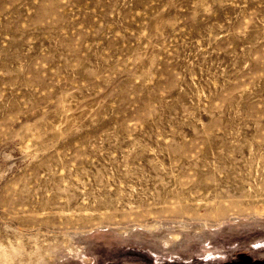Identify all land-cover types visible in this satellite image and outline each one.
Listing matches in <instances>:
<instances>
[{
  "label": "rangeland",
  "instance_id": "rangeland-1",
  "mask_svg": "<svg viewBox=\"0 0 264 264\" xmlns=\"http://www.w3.org/2000/svg\"><path fill=\"white\" fill-rule=\"evenodd\" d=\"M263 162L264 0H0V264H264Z\"/></svg>",
  "mask_w": 264,
  "mask_h": 264
},
{
  "label": "bare ground",
  "instance_id": "bare-ground-1",
  "mask_svg": "<svg viewBox=\"0 0 264 264\" xmlns=\"http://www.w3.org/2000/svg\"><path fill=\"white\" fill-rule=\"evenodd\" d=\"M212 136H215V135H212ZM212 136H209L210 138L209 139H211V137ZM223 136V135H222ZM231 136V135H230ZM229 136V137H230ZM232 136H233V134H232ZM243 136V135H242ZM216 137V136H215ZM223 137H226V136H223ZM227 138V137H226ZM242 138V137H241ZM222 139V138H221ZM234 139V138H233ZM236 139V138H235ZM256 138L254 137V140H255ZM215 141H216V139H214ZM220 140V139H219ZM241 140V139H240ZM218 141V140H217ZM222 141H224V140H222ZM229 141V140H228ZM236 141V140H235ZM239 141V140H238ZM211 142V141H210ZM214 142V141H213ZM221 142V141H220ZM240 142H242V141H240ZM251 142H252V140H251ZM229 143V142H228ZM255 143V142H254ZM257 143V142H256ZM209 144H211V143H209ZM243 144H244V142H243ZM252 144H253V142H252ZM217 145V144H216ZM218 145H219V143H218ZM226 145V144H225ZM233 145V144H232ZM254 145V144H253ZM211 146V145H210ZM231 146V145H230ZM230 146H225V147H227V150H228V148L230 147ZM256 146H257V144H256ZM212 147V146H211ZM218 147V146H217ZM232 147V146H231ZM258 147V146H257ZM260 147H261V144H260ZM236 148V147H235ZM234 148V149H235ZM247 148H248V151H249V153H248V155H247V157L245 158L244 156L243 157H241V158H238L239 157V155L238 154H242V152H240V153H233V152H230V153H233L234 154V156H233V158H232V160H231V166H232V169L231 170H229V173H233L234 175H235V177L234 178H232V180H230V181H228L229 182V184H231V185H234V188H235V191L234 192H229V195H227L226 194V196H222V197H220L218 200H217V205L220 207V209L217 211V213H218V217H220V216H222L223 214H224V212H225V207H224V202H226V201H228V203H230V205L232 206V207H236L237 208V210L238 211H242L244 208H245V205H243V200H245V198L248 196V194L245 192V193H243V192H241V189H243V188H248V189H251L252 188V185H250V184H246V181L247 180H249V179H251V178H253V176H252V174H254V172H255V170L256 169H252V167L253 168H256L257 167V163L255 164V165H247V166H245V167H236V168H234V164H236V161H245L247 164H249L251 161H256L257 159H259V154H258V152H257V149L256 150H254V148H253V146L251 145V146H248L247 145ZM256 148V147H255ZM217 149V148H216ZM237 149V148H236ZM263 150V149H262ZM261 150V151H262ZM219 151V150H218ZM218 151L216 152V153H218ZM229 151V150H228ZM240 151V150H239ZM242 151V150H241ZM220 152H222V151H220ZM225 152H227V151H225ZM237 152V151H236ZM215 153V154H216ZM230 153L227 155V157L230 155ZM215 154H214V156H215ZM218 154H220V153H218ZM222 154V153H221ZM220 154V156H221V159H222V157L224 156L223 154V156ZM225 154V153H224ZM227 154V153H226ZM240 154V155H241ZM263 154V153H262ZM216 156H217V154H216ZM231 156V155H230ZM219 157V156H218ZM224 157H226V155L224 156ZM223 157V158H224ZM214 158V157H213ZM220 159V160H221ZM229 159V158H228ZM205 160H207V158L205 159ZM223 160H225V159H223ZM222 160V161H223ZM249 160H251V161H249ZM214 161H215V159H214ZM228 161V160H227ZM242 161V162H243ZM260 160H258V162H259ZM205 162V161H204ZM224 162V161H223ZM218 163V162H217ZM221 163V162H220ZM244 163V162H243ZM259 163H261V162H259ZM224 164H225V162H224ZM239 164V163H238ZM217 165V164H216ZM216 165H214V167L216 166ZM258 165H260V164H258ZM263 165H264V162H263ZM209 166V165H208ZM219 166V165H218ZM229 166V165H228ZM237 166V165H236ZM262 166V165H261ZM211 167H212V165H211ZM217 167V166H216ZM215 167V168H216ZM258 168V167H257ZM211 170H212V168H210ZM218 169H216V170H214V171H216V173L218 172L217 171ZM213 171V172H214ZM257 171V170H256ZM228 173V174H229ZM258 173V172H257ZM209 174H211V173H209ZM215 174V173H214ZM218 174H219V172H218ZM225 174V173H224ZM232 174V175H233ZM223 175V174H222ZM221 175V176H222ZM230 175V174H229ZM255 175H257V174H255ZM220 177V176H219ZM226 177H228V176H226ZM257 178H258V176H257ZM225 179H227V178H225ZM255 179H256V177H255ZM219 180H221V179H219ZM229 180V179H228ZM260 180H261V177H260ZM204 181V180H203ZM203 181H201V182H203ZM222 181H223V179H222ZM221 181V182H222ZM225 181V180H224ZM256 181V180H255ZM238 182L239 183H243V184H241V185H238ZM257 182V181H256ZM259 182V181H258ZM257 182V183H258ZM213 183V182H212ZM225 183V182H224ZM249 183V182H248ZM259 184V183H258ZM264 184V183H263ZM209 185H212L211 183L209 184ZM215 185V184H214ZM221 185V184H220ZM260 185V184H259ZM203 186V185H202ZM206 186H208V185H206ZM222 186H223V184H222ZM221 186V187H222ZM261 186V185H260ZM204 187H205V185H204ZM214 187V186H213ZM262 187V186H261ZM211 188V187H210ZM210 188H209V191H211L210 190ZM201 190V189H200ZM204 190H205V188H204ZM203 190V191H204ZM218 190V189H217ZM246 190V189H245ZM207 191V190H206ZM208 191V192H209ZM215 191V190H214ZM202 192V191H201ZM200 193V192H199ZM211 194H213V193H211ZM215 194V193H214ZM191 195H193V194H191ZM196 195V194H195ZM184 196V195H183ZM207 196H208V194H207ZM189 197V196H188ZM191 197V196H190ZM193 197V196H192ZM195 197V196H194ZM193 197V198H194ZM185 198V197H184ZM248 205V204H247ZM254 206V205H253ZM252 206V207H253ZM228 207H230V206H228ZM248 207V206H247ZM249 208V207H248ZM231 210V209H230ZM246 212V211H245ZM212 220V219H211Z\"/></svg>",
  "mask_w": 264,
  "mask_h": 264
}]
</instances>
